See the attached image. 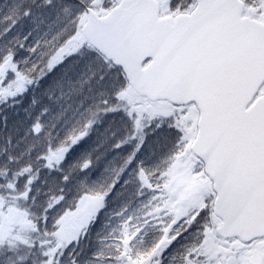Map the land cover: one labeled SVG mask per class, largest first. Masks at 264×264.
I'll return each instance as SVG.
<instances>
[{
  "label": "snow or ice",
  "instance_id": "obj_1",
  "mask_svg": "<svg viewBox=\"0 0 264 264\" xmlns=\"http://www.w3.org/2000/svg\"><path fill=\"white\" fill-rule=\"evenodd\" d=\"M0 264H264V0H0Z\"/></svg>",
  "mask_w": 264,
  "mask_h": 264
}]
</instances>
